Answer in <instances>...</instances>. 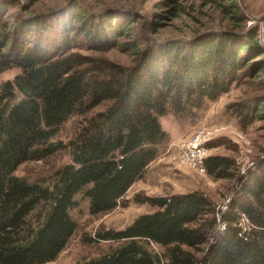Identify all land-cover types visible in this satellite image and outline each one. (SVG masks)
Wrapping results in <instances>:
<instances>
[{
	"label": "trees",
	"instance_id": "16d2710c",
	"mask_svg": "<svg viewBox=\"0 0 264 264\" xmlns=\"http://www.w3.org/2000/svg\"><path fill=\"white\" fill-rule=\"evenodd\" d=\"M16 1L0 0V72L21 69L0 84V264H44L77 231L79 195L92 215L128 206L125 195L170 140L161 118H198L207 100L264 70L256 58L264 45L234 30L163 40L143 33L137 44H123L136 51L126 66L73 48H116L140 16L68 2L9 20L5 12ZM229 1L224 8L237 7ZM177 2L167 5L177 10ZM263 83L228 105L242 128L264 120ZM72 114L80 116L73 137L55 143ZM67 147L71 162L49 181L15 174L24 162ZM206 168L230 181L226 208L202 190L139 192L133 201L153 211L123 228L96 230L85 240L112 246L74 264H264V146L245 170L228 154L208 156Z\"/></svg>",
	"mask_w": 264,
	"mask_h": 264
},
{
	"label": "rangeland",
	"instance_id": "374dc122",
	"mask_svg": "<svg viewBox=\"0 0 264 264\" xmlns=\"http://www.w3.org/2000/svg\"><path fill=\"white\" fill-rule=\"evenodd\" d=\"M178 5V9L167 5ZM78 3L84 8L94 11H131L140 19L133 22L126 30L125 35L118 38L119 46L106 51H93L85 48L74 47V51L84 54H92L111 59L120 64L130 66L136 58L135 48L123 44H137V37L142 38L143 33L163 40L168 38H192L209 32L231 30L243 32L246 37L256 34L264 45V0H234L236 8L226 9L225 4L229 0H18L7 7L5 17L11 20L12 15H33L58 8L65 3ZM146 26V27H145ZM141 42V40H140ZM142 46V45H141ZM257 59H264V53ZM19 67L13 66L0 72V84L13 80L20 73ZM264 82V70L244 77L234 82L229 91L216 100H207L200 116L196 119L178 121L172 114L161 118L163 127L173 135L170 140L161 146L163 159L173 166L174 177L162 180L161 189L151 194L144 189L147 186L145 175L135 182L125 195L128 206H118L112 211L92 215L89 212V201L82 195L80 207L73 209L72 214L78 222V229L72 236L58 258L44 264H74L76 261L102 254L112 246V242H88L85 238L92 237L101 227L123 228L131 224L139 215L153 211L148 206H138L133 201L135 194L145 192L148 195H167L172 193H184L193 190H202L208 196L221 205L229 198L230 181L221 180L210 174L201 175L185 166H177L166 157V153L172 143L183 136L192 135L199 129H213L225 127L216 132L215 137L208 143L212 154H228L237 157L242 165V170L252 163L260 154V147L264 146V120H255L246 128H242L236 116L228 110V105L237 102L249 95L254 88ZM264 84V83H263ZM80 119L77 114H72L60 127V131L52 139L55 143L67 144L73 137L75 127ZM209 155V156H210ZM71 162L69 147L41 159L29 160L21 164L15 174L31 181H49L55 171ZM226 201V202H225ZM158 249V248H157Z\"/></svg>",
	"mask_w": 264,
	"mask_h": 264
},
{
	"label": "built area",
	"instance_id": "2783aa9c",
	"mask_svg": "<svg viewBox=\"0 0 264 264\" xmlns=\"http://www.w3.org/2000/svg\"><path fill=\"white\" fill-rule=\"evenodd\" d=\"M222 129L225 127L208 130L199 129L194 131L192 135L183 136L172 143L166 157L177 166H185L198 174L207 175L206 159L211 150L208 143L213 140L215 133ZM226 207L225 204L223 208Z\"/></svg>",
	"mask_w": 264,
	"mask_h": 264
},
{
	"label": "crops",
	"instance_id": "0c3cea01",
	"mask_svg": "<svg viewBox=\"0 0 264 264\" xmlns=\"http://www.w3.org/2000/svg\"><path fill=\"white\" fill-rule=\"evenodd\" d=\"M168 132L172 138L173 134L170 131ZM172 170H173V166H170V163L167 160L163 159L162 157L156 159L148 167L146 173L144 174L146 182H147V186H145L144 189L147 191V193L151 194L155 191L160 190L162 180H164L165 178H169V177L173 178L174 174H176ZM144 206H147V204L138 206L139 207L138 210H140Z\"/></svg>",
	"mask_w": 264,
	"mask_h": 264
}]
</instances>
